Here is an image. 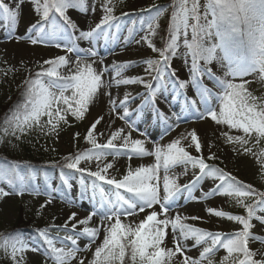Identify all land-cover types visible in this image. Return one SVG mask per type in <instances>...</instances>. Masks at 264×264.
Here are the masks:
<instances>
[{
  "label": "rangeland",
  "instance_id": "rangeland-1",
  "mask_svg": "<svg viewBox=\"0 0 264 264\" xmlns=\"http://www.w3.org/2000/svg\"><path fill=\"white\" fill-rule=\"evenodd\" d=\"M3 2L14 6L15 0H3ZM106 2L107 0H92V5L96 7L100 4L103 7ZM172 2L173 0H141V2L138 0H112L110 6L114 9V16L122 17L124 13L128 12H132L134 15L124 16L120 19L118 22L121 26L119 30L116 27L107 29L108 39L100 37L97 40L104 43V47H110L108 52L114 54L117 59L125 57L124 63L135 65L124 69L123 77L144 75L143 60L158 58L157 54L147 47L146 41H141L139 44L144 50L140 57L125 54V50L129 49L137 38L140 40L142 36L147 35L148 18L155 14L154 12L141 11V9H147L153 5L167 6ZM205 2L206 0H201V3ZM87 3H89L88 0ZM23 7L15 31L23 33L21 35L24 37L21 40L23 43L31 44L27 38V29L30 24L36 23L40 16L32 10V4L25 3ZM77 13L81 14L82 12L74 9L68 10V15L83 30L94 28L101 20L95 23H84L75 18ZM170 16V8L166 14L160 16L158 20L159 31L155 36L150 37L152 42L161 37L165 27L169 30ZM3 24V14L0 10V33L4 29ZM142 24L144 25L143 30L141 29ZM129 27L134 28L135 31L129 37L130 42H126L125 37L129 36ZM237 29L232 30L227 23L222 25L220 31L226 33L223 46H217L214 51L203 53L201 85L205 81H211L210 83L214 81L216 82L213 85L214 90H200L202 94L196 92L191 86L184 90L183 96L194 99L195 103L186 104L183 99L175 102L176 111L171 107L170 113L172 116L173 113L176 114L174 118H177V122L173 125L170 124L171 128L166 133L161 124L156 127L153 126L155 127L153 128V121L149 124L145 122L139 124V117L133 113L131 119L135 120L137 127L146 132L147 135L143 136L137 131H131V136L133 139L144 140L148 150H154L156 145H160L162 152L171 158L167 170L164 169L162 162L160 169L161 188L162 182L170 181L181 191L176 202L172 204L169 215L195 216L189 214L188 211L184 213H179V211H184L186 207H189L200 189L206 185L211 186L210 191L205 193L200 203L208 205L220 200V208H216L217 210L241 218L245 227L240 236V251H245L247 243L245 237L249 234L252 233L264 239V226L253 219L255 215L264 216V211H258L264 209V131L257 126L254 118L255 112H262L264 109V32H261L259 25L255 22L251 29L243 23L237 24ZM15 31L11 32L10 35L13 36ZM213 32L215 33V29ZM5 34L0 36V106L14 99V96L25 87V83L30 79L32 72L38 73L43 71L42 69L51 67L49 64H44V61L66 54L62 49H57L54 44L38 43L36 45L31 44L33 48L31 58L19 60L11 55L12 52L8 47L5 49V45L12 41V39H5ZM113 34L115 39L112 38ZM37 35V33H33L34 37ZM76 36H78V32L72 35V39H75ZM161 38L157 45L160 43L164 45ZM97 40L91 43L78 41V45L87 50ZM60 42L65 43L67 40L61 37ZM228 42H231L232 45L244 44L248 49L247 58L244 60L232 56ZM113 43H118L120 47L112 46ZM213 45H220V38L215 34L210 41H206L207 48L210 49ZM68 55L72 56V67L74 68L76 56L75 54ZM84 59L91 60L92 58L85 57ZM183 60V62L190 64V57L185 56ZM217 62L219 72L216 73V76L214 65ZM93 66L98 71L102 70L97 68L95 63ZM180 66L179 59L172 61L173 68ZM59 71L62 75L72 74L66 68L59 69ZM110 74L111 71H108L103 77ZM178 76L181 79H188L189 73L186 70L184 72L181 70ZM40 79L47 83L52 78L42 76ZM115 88L120 90L119 94L121 93L119 98L115 99L116 110H119L120 102L126 93L136 96L138 93L146 92V89L139 84L116 85ZM56 91L59 94V90ZM65 95H71V90ZM177 95L180 93L178 92ZM162 101L165 99L158 98L156 103L160 104ZM141 103L142 99H136L132 101L129 107L135 109ZM103 104L104 101L99 96L98 90L93 98V104L89 106L83 119L77 120L67 114V123L61 121L51 135L46 134L50 126L41 130L33 125L31 129H26L23 133L17 131L15 135H12V130L8 128L6 121L2 124L0 128V187L9 194L0 197V264H54L52 256L57 255L61 247H72L70 241L63 239L66 235L71 234V223L67 224L68 233L57 231V229L65 225L72 213L78 214L77 220L89 216L94 210L89 206V202L92 201L87 197L83 200L78 199L79 180L81 179L78 172L71 170V173L65 174L63 171L57 170L52 176L53 180L45 184L47 175L41 165H60L69 155L74 156L91 150L92 145L87 142L86 137L92 123L98 117H102V119L97 124L96 129H92L98 144H106L118 129H124L123 134L127 135L130 129L120 119L113 121L111 131L103 130L107 118L102 111ZM207 104L211 105L206 106ZM59 107L63 108L64 106L61 104ZM145 108L147 112L151 106L145 105ZM12 115L7 119H11ZM53 119L55 122V118ZM47 120V116L41 118L44 124ZM198 125L205 126L202 136H194L185 142H181L173 135L178 127H186L190 133L196 132ZM114 143L119 147L122 140L117 139ZM212 162L221 164L225 173L222 174L215 169ZM106 163L113 164V168L108 170V174L120 179L126 174L129 167L149 166L155 163V158L154 156L137 157L130 150L120 149L115 157L107 155L102 162L94 159L82 161L80 167L95 171L98 164L103 167ZM171 172H175L176 175L166 177V173L170 174ZM64 179H67L72 185L70 189L63 184ZM83 179L85 183L90 184L92 182V178L87 175ZM104 188L106 191H110L111 186L104 185ZM42 199L49 201L45 207L41 205ZM206 210L205 207L202 214L196 216L200 219L189 218L186 223L201 229L219 232L224 240L242 228L238 222L230 221L226 217L218 218L210 215ZM143 216L144 214L140 213L121 219L124 223L134 225ZM107 223L105 222L101 226L100 235L88 249H85V245L89 243L88 239H78V246L81 251L77 253L76 258L70 261V264H80V261H84V264H90L94 258L95 248L103 241L104 228ZM83 226L80 225L77 230H82ZM87 226H100L99 216L93 217ZM40 230H48L49 237L56 244L55 248L50 242L46 243L47 237L44 236V233L38 234ZM167 243L169 247L172 246L171 235H168ZM182 243L184 242L182 241ZM186 243L191 249L186 253L187 256L199 257L202 249L192 247V240H188ZM208 243L212 244L211 241ZM221 246H217L216 252L213 253V260L215 261H219L227 254ZM250 247L259 249L262 245L250 241ZM237 255L238 253L229 251L225 258L226 262L236 264ZM127 258L128 256H126V261ZM180 259L182 257H174L171 264H178Z\"/></svg>",
  "mask_w": 264,
  "mask_h": 264
},
{
  "label": "snow or ice",
  "instance_id": "snow-or-ice-1",
  "mask_svg": "<svg viewBox=\"0 0 264 264\" xmlns=\"http://www.w3.org/2000/svg\"><path fill=\"white\" fill-rule=\"evenodd\" d=\"M25 3L32 4V10L40 16V19L30 24L27 29V38L31 44H54L57 49H62L66 54L44 61V64H49L51 67L36 73V79L26 81L25 100L17 106L11 119L6 120L8 128L12 130V135H15L17 131L23 133L26 129H31L33 125L41 130L50 126L46 134L51 135L61 121L67 123V114L77 120L83 119L89 106L93 104V98L98 90H101L100 94L103 95L102 85L105 81L102 77L108 71L115 72V76L119 77L114 81L117 86L139 84L146 89L145 93H138L136 96L126 93L120 102L119 107L122 108V113H117V116L130 129L127 135L123 134L124 129H118L106 144H98L92 131L102 119L98 117L92 123L86 137L92 149L65 157L66 168L75 170L81 176L78 199L83 200L87 197L91 201H96L99 198L100 208L94 209L89 216L79 220H77L78 214L72 213L65 225L57 229V231L68 233L67 224L71 223V234L63 239L70 241L72 247H61L59 253L52 256L54 264H70V261L76 258L77 253L81 251L78 239H88L89 243L85 245V249H88L100 235L101 226L105 222L108 223L104 228L103 241L95 248L94 258L90 264H127L126 256L129 255L131 264H171L173 258L177 256L182 257L178 264H210V262L211 264H229L225 260L229 251L238 253L236 264H264V239L259 236L252 233L246 236V250L240 251V236L245 227L240 217L225 214L217 209L206 210L210 215L218 218L226 217L242 225L240 230L224 240L219 232H212L186 223L189 218L200 219V217H182L180 214L170 216L172 204L176 202L181 190H178L170 181L162 182L161 188L160 169L163 162L164 169L167 170L171 158L162 152L160 145H156L154 150H148L144 140L133 139L131 136V131H137L143 136L147 135L137 127L136 121L131 119L133 113L145 123H150L154 119L161 121L171 119L156 103L159 96L165 97V102L169 107L181 99L186 104L195 103L194 99L183 96L184 90L191 86L198 93L200 92L203 79L201 72L203 53L214 51L217 46H223L226 33L220 31L221 26L227 23L235 31L238 30L237 24L243 23L251 29L255 22L259 25L261 32H264V0H206L205 3H201V0H173L167 6L153 5L147 9H141V11L155 14L148 18L147 35L135 42L140 44L141 41H146L147 47L156 53L158 58L143 60L144 75L127 78L122 76V72L126 68L135 66L134 64L114 62L111 67L105 65L102 70L98 71L93 66L96 63L95 58L100 56L95 45L84 50L79 47L78 41L91 43L100 37L108 39L107 29L116 27L119 30L121 27L119 20L124 16H132L134 13L128 12L122 17H116L113 15V7L110 6L112 0H107L103 6L104 15L100 22L90 30H83L68 15V10L74 9L86 13L89 8L87 0H15L14 6L0 0V10H2L4 19L3 27L6 30L5 39L14 38L10 33L15 31ZM169 8L171 9L169 32L166 37H162L164 46L157 48L150 37L158 33V20L161 15L166 14ZM141 29H144L143 24ZM134 31V28H128L129 36L125 37L126 42H130L129 37ZM77 32L78 36L72 39V35ZM33 33L38 35L34 37ZM213 34L220 38V45H213L209 49L206 47V41H210ZM61 37L67 42L61 43ZM18 39L23 40L24 37L20 36ZM68 54L76 56L74 68L72 67V56ZM185 56L190 57V64L182 62L179 68L172 67L173 60L183 61ZM85 57L92 59L87 60L84 59ZM99 63L103 64V60L101 59ZM62 68L68 69L72 74L62 75L59 71ZM181 70L189 73L188 79L179 78L178 73ZM42 76L52 79L46 83L40 79ZM56 90H59V94ZM69 90H71V95H65ZM178 92L180 95H177ZM136 99H142L141 105L130 109L129 105ZM109 102L115 111L116 101L109 97ZM61 104L63 108L59 107ZM145 105L151 106V117L145 115ZM44 116L48 117L46 124L41 121ZM173 116L176 114L173 113ZM170 128L171 125L166 126L165 133ZM117 139L122 140L119 147L114 143ZM120 149L130 150L137 157L154 156L155 163L149 166L129 167L120 179L108 174V170L113 168L112 163H106L103 167L98 164L95 171L80 167L82 161L94 159L102 162L107 155L115 157ZM85 175L92 178L90 184L85 183L83 179ZM63 184L68 189L72 187L67 179L63 180ZM104 185L111 186L110 191H106ZM8 194L0 187V197ZM258 211H264V209ZM140 213L144 216L138 223L133 225L122 222V217H132ZM95 216H99L100 226H87ZM253 219L264 226V216L255 215ZM80 225H84L82 230H77ZM40 233H44L47 237L46 243L50 242L55 248L56 244L49 237L48 230H40L38 234ZM168 235L172 236L171 247L167 243ZM188 240L193 241L192 247L202 249L199 257L187 256L186 253L191 250L186 243ZM209 241L212 244H209ZM250 241L258 242L262 247L252 249ZM217 246H221L227 253L219 261L213 260V253L216 252ZM80 264H84V261H80Z\"/></svg>",
  "mask_w": 264,
  "mask_h": 264
},
{
  "label": "bare ground",
  "instance_id": "bare-ground-1",
  "mask_svg": "<svg viewBox=\"0 0 264 264\" xmlns=\"http://www.w3.org/2000/svg\"><path fill=\"white\" fill-rule=\"evenodd\" d=\"M88 2H89L88 3V5H89L88 11L86 13L75 14V18L79 19L80 21H83L84 23H88V22L95 23L102 18L103 14H104L103 13V7L99 4L96 7H94L95 10L93 11L92 0H88ZM138 2H141V0H138ZM14 4H15V2H14ZM23 8L24 7H22V10H23ZM22 10H21V12H22ZM4 34H5V28L3 29L2 33H0V36H4ZM21 35H23V33L21 31H15V33H13L14 38L12 39V41L9 42V44L5 43L6 44L5 49L8 47L9 50L12 52L11 55L15 56L19 60H25V59L31 58V56L33 55L32 54L33 48H32V45L30 43H25V42L23 43L21 41V39H18V37H20ZM112 36H113L112 38L115 39L114 34ZM137 40H139V39L137 38ZM93 45H95L96 50L100 53V56L95 58V60H96L95 65L99 69H103L105 65L111 67L114 62L115 63H124L126 61L125 57L117 59V57H115L114 54L109 53L108 50L110 49V47H104V43L100 42V40H97L94 44H92V46ZM112 46L117 47V46H119V44L113 43ZM143 53H144V50L142 49L141 46H139V44H136V42L134 44H132L129 49L125 50L126 55L133 56V57H140ZM101 59L103 60V64L99 63V61ZM183 61L181 59H179L180 64H182ZM214 68H215V74L217 72H219L218 62L214 65ZM182 71L184 72L185 70H182ZM217 74H216V76H217ZM118 78L119 77L115 76V72L111 71V74L109 76L103 77V80L105 81L104 85H102L103 95L100 94L101 90H99V96L104 101L102 111L105 114V116L107 117L103 130L107 131V132L111 131V127L113 126V121L116 119L117 120L119 119L117 116V113H122V110H120V108H118L119 110L113 111V105L109 102V97H111L112 99L115 100L116 98H119V95L121 94V93L119 94L120 90L115 88L116 84L114 81H115V79H118ZM210 82L211 81H205L204 83H202L201 90H203V91L214 90L215 87L213 85H215L216 82H214V81H213V83H210ZM191 93H193V91H191ZM199 93L202 94V92H199ZM158 98L159 99H165L164 96H159ZM169 99H170V97H169ZM158 105L167 114V117H170L171 119H165L163 121H161L159 119L151 120V121H153L152 127L153 126L156 127L157 125L161 124V125H163V128L165 129L166 126H168L170 124L173 125L175 122H177L176 121L177 118H174V116H172L170 113L171 107H173L175 109L174 111H176L177 105L175 102L172 104L171 107H169L167 102H165V101H162ZM210 105L211 104H207L206 106H210ZM150 110H151V108L149 109V111ZM149 111L146 112V108H144L145 115L151 117L152 110L150 112ZM138 122H139V124H141L143 121L140 118H138ZM147 124H149V123H147ZM198 126L199 127H198L197 131L192 132V133L188 132L186 127H178V129L175 130L173 135L177 139H180L181 142H183V141L185 142V140L191 139L194 136H202L204 134L205 126H201V125H198ZM155 127H153V128H155ZM175 175H176L175 172H171L170 174L166 173V177H174ZM210 187L211 186L206 185L204 188L200 189L199 192L197 194H195V197H194L193 201L190 203L189 207H186V210H184V211L180 210L179 213L180 212L184 213V212L188 211L189 214H191V215L193 214L195 216H199L200 214H202L205 207H206V209H216V208L219 209L220 208V204H219L220 200L216 201V202H211L208 205H204V204L200 203L201 198H203L205 193L207 191H210ZM48 203H49V201L47 199L41 200V205L43 207L48 205ZM89 203H90L89 206L92 207L93 209H97L100 207L99 200L92 201Z\"/></svg>",
  "mask_w": 264,
  "mask_h": 264
},
{
  "label": "trees",
  "instance_id": "trees-1",
  "mask_svg": "<svg viewBox=\"0 0 264 264\" xmlns=\"http://www.w3.org/2000/svg\"><path fill=\"white\" fill-rule=\"evenodd\" d=\"M161 31H162V29H161ZM168 32H169L168 28L165 27L160 36L166 37ZM160 38L153 40L154 41L153 44L157 48H162L164 46L162 43H160V45L159 44L157 45V42H158V40H160ZM161 40H162V38H161ZM228 45H229V48L231 51L230 54L232 56H236L239 59H244V60L247 58L248 49H247V47H245L244 44L239 43V45L238 44L232 45L231 42H228ZM42 70H44V69H42ZM36 73L32 72L30 74V79H36ZM24 100H25V87H23L14 96V99L11 102L0 106V128L2 127V124L5 123L6 119L14 113L17 106L22 104ZM254 118H255V122H256L257 126L264 131V109L262 112H258V111L255 112ZM15 161H16V159H15ZM37 163H40V162H37ZM64 163H65V161L63 163H61L60 165L59 164L58 165H53V164L41 165L42 169L45 171V174L47 175L45 184H47L48 182L53 180L52 176L54 173H56L55 171H57V170L63 171L65 174H67L69 172L71 173V170L67 169ZM212 163H213L212 165L215 166V169L219 170V172H221L222 174L225 173L221 164H219L217 162H212ZM61 168H63V169L61 170ZM126 262H127V264H131L130 255L128 256Z\"/></svg>",
  "mask_w": 264,
  "mask_h": 264
}]
</instances>
